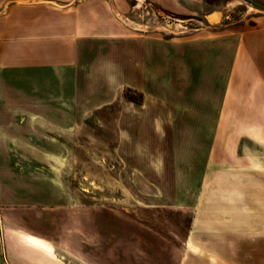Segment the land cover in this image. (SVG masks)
Here are the masks:
<instances>
[{"label":"rangeland","instance_id":"374dc122","mask_svg":"<svg viewBox=\"0 0 264 264\" xmlns=\"http://www.w3.org/2000/svg\"><path fill=\"white\" fill-rule=\"evenodd\" d=\"M41 1L0 0V36ZM238 1L70 0L88 6L90 36L38 46L53 90L32 80L19 98L0 75V264H264V141L216 124L229 61L200 59L227 55L214 38L227 27L264 26ZM18 100L21 113L5 107Z\"/></svg>","mask_w":264,"mask_h":264},{"label":"crops","instance_id":"0c3cea01","mask_svg":"<svg viewBox=\"0 0 264 264\" xmlns=\"http://www.w3.org/2000/svg\"><path fill=\"white\" fill-rule=\"evenodd\" d=\"M67 1L42 0V3L38 4V20H28L26 15V17L21 16L17 27L12 24L15 20L12 11L3 19V26L6 28V32L0 36V53L2 55L11 54L18 58L10 62H13L11 67H8L3 60V64H0V75L2 84L12 91H17L19 98H21V94L24 95L26 93L28 81L33 80L38 84V79H40L44 83L40 88L41 91L51 92L53 90L52 86L50 87V85L45 83L48 81L55 82L59 78L58 73L54 74L52 70H38V46L41 44H63L58 40L59 38L66 39V43L69 42V39H78V42H84L90 36L91 24L88 6L84 2L72 4L70 0ZM147 1L170 12L178 11L176 5L181 3V0ZM244 1L249 2L260 10H264V0ZM24 12L27 13V8H25ZM44 13L55 15L60 23L58 32H56L57 37L55 36L56 38L54 39H52L51 29L44 27ZM234 28L236 27H227L225 36L219 34L214 36L216 39L220 37L226 38L228 41L227 45L230 46V50L225 53L227 55H220L218 48L213 47L212 52L200 54V59L207 62L220 59L229 61V71L221 101V116L217 107L216 124L232 125L231 130L234 131V134L249 141H256L261 145L260 142L264 141V133L262 135L258 133L257 136V134H252L251 130L252 126L253 128L255 126H264V26L252 27L237 32L234 31ZM163 59L165 60V57ZM211 66L212 63L208 69L211 70V76L213 77V73L217 70ZM64 78H71L73 81L74 76L73 74L64 73ZM68 85L66 84L65 86L66 90L74 91V85ZM5 107L10 110L18 109L21 113V110H25L27 105L25 102L18 100L16 102H8ZM15 115L6 118L8 124L26 122V116ZM220 117H222L221 122L219 121ZM228 155H231V153H228Z\"/></svg>","mask_w":264,"mask_h":264},{"label":"bare ground","instance_id":"6f19581e","mask_svg":"<svg viewBox=\"0 0 264 264\" xmlns=\"http://www.w3.org/2000/svg\"><path fill=\"white\" fill-rule=\"evenodd\" d=\"M139 2L141 1V0H138ZM234 2H237V0H234ZM233 2V3H234ZM239 2V1H238ZM249 8V10H251V8L250 7H248ZM212 14H214V13H212ZM217 19V15L215 14V15H213L211 18H210V20L211 21H215ZM209 20V19H208ZM29 242L31 243V245H33L32 246V248L34 247V248H40V249H44V251H46V248L40 243V242H38V241H36V240H34V239H29ZM35 250V249H34Z\"/></svg>","mask_w":264,"mask_h":264}]
</instances>
